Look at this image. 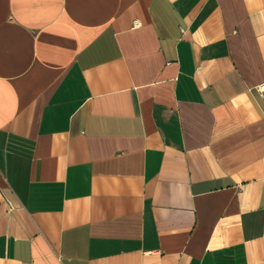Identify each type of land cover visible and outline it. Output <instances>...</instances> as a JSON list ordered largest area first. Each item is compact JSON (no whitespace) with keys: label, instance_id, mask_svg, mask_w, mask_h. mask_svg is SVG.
<instances>
[{"label":"crops","instance_id":"crops-1","mask_svg":"<svg viewBox=\"0 0 264 264\" xmlns=\"http://www.w3.org/2000/svg\"><path fill=\"white\" fill-rule=\"evenodd\" d=\"M0 264H264V0H0Z\"/></svg>","mask_w":264,"mask_h":264}]
</instances>
